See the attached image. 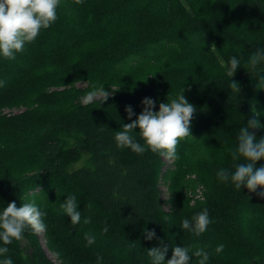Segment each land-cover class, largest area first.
I'll list each match as a JSON object with an SVG mask.
<instances>
[{"label": "trees", "instance_id": "obj_1", "mask_svg": "<svg viewBox=\"0 0 264 264\" xmlns=\"http://www.w3.org/2000/svg\"><path fill=\"white\" fill-rule=\"evenodd\" d=\"M57 14L58 21L71 24L66 33L48 27L36 38L48 60L52 44L44 42L46 35L58 42L62 34L75 35L71 47L82 42L79 51L73 48L72 66L86 58L87 38L100 26L120 21L121 40L101 51L92 47L99 56L96 69L85 74L86 86L72 83L50 98L37 82L26 98L30 117L0 130V212L9 202L19 207L34 200L47 213L44 236L58 259L28 229L22 240L7 245L13 264H152L148 249L162 245L168 247L166 261L180 246L190 255L205 249L207 264H264V200L257 194L264 189L238 190L217 176L222 168L234 172L237 163L247 162L233 161L231 152L253 112L264 121V64L259 74L246 68L248 57L264 49V0H61ZM100 41L96 37L90 45L101 47ZM34 46L26 43L14 60L0 55V99L29 79ZM234 56L240 68L231 78L223 62ZM231 79L239 83V94L230 90ZM151 82L152 95L133 96ZM92 84L112 96L83 105L81 97ZM182 93L196 113L193 138L180 141L175 159L117 146L115 133L131 122L125 106H132L135 120L143 98H152L158 111L161 102ZM132 135L144 144L139 129ZM81 150L88 155L76 165ZM68 195L76 197L81 212L75 226L60 208ZM205 208L211 223L203 234L181 228L183 219L191 221ZM152 229L156 238L146 240L145 230ZM85 233L95 243L89 246ZM221 244L223 251L216 253ZM198 262L192 255L190 264Z\"/></svg>", "mask_w": 264, "mask_h": 264}, {"label": "clouds", "instance_id": "obj_2", "mask_svg": "<svg viewBox=\"0 0 264 264\" xmlns=\"http://www.w3.org/2000/svg\"><path fill=\"white\" fill-rule=\"evenodd\" d=\"M61 0H0V55L5 59L14 60L16 53L23 51L26 43L36 40L42 29H47L57 19V8ZM79 2V0H77ZM215 45L212 50H215ZM264 64V49L255 50L247 59L246 68L249 72L259 74L258 67ZM240 65L237 57H232L227 66V75L234 77ZM248 72V73H249ZM264 79V76H261ZM230 90L236 94L241 91L238 82L231 79ZM83 97L81 103L85 106L100 99L101 103L107 101L112 92L106 91L103 86L91 85ZM184 93V92H183ZM179 94L170 102H161L159 110L154 111L156 102L149 97L142 99L144 106L141 113L136 115L131 105L125 106V112L131 121L122 126L121 131L115 133V141L118 147L130 148L137 154H143L146 150L159 154L167 160H173L177 156V147L181 140L192 137L191 123L196 113V107L190 103L184 96ZM257 115L253 112V118L247 121L245 127L239 130L238 145L232 150L233 161L243 157L246 163H237L235 171L229 172L227 169H220L217 172L218 178L223 182H231L236 189L246 187L250 193H257V189H264V164L256 167L258 161L264 160V138L259 140L254 131L261 127ZM139 129V135L144 144L138 143L133 131ZM264 198V191L257 193ZM91 208V204L88 205ZM63 213L70 218L73 226L81 222V212L78 210L77 199L74 195H68L60 205ZM47 215L40 206L33 200L22 206H17L15 201L9 202L7 207L0 212V241L3 247H0V256L5 258L0 264H13L10 257L7 256L10 245L14 240L23 239V234L30 229L34 233L40 234L46 231V225L43 218ZM85 224L90 223V218H84ZM211 223L208 210L205 208L191 218L182 220L181 228L192 232L196 236L203 234ZM103 232H108L107 224ZM156 238L155 230H145V239L153 240ZM84 239L90 246L95 243V236L91 233H85ZM224 245H218L215 248L216 253L223 251ZM168 247H151L148 249V256L152 264H190L192 255L199 258L198 264H207L210 253L203 248H196L190 255V249L186 247L175 246L172 250L170 259L165 260ZM103 257L97 255V260Z\"/></svg>", "mask_w": 264, "mask_h": 264}, {"label": "rangeland", "instance_id": "obj_3", "mask_svg": "<svg viewBox=\"0 0 264 264\" xmlns=\"http://www.w3.org/2000/svg\"><path fill=\"white\" fill-rule=\"evenodd\" d=\"M59 17L57 14V19L54 23L51 24L50 28L53 32L57 33V27L59 26L62 33H66L70 22L69 21H58ZM58 21V22H57ZM121 22L116 21L109 24L108 27L100 26L99 31L93 32L89 38H87L89 45L86 47L87 49L91 48V50L87 51L86 58L78 63L76 66H72L71 62L73 57L72 51L73 48L79 51V47L82 45L81 43H76L74 47H71L70 40L75 37V35L62 34L60 37V42H58V38L54 35H46L44 42L52 44L51 47H48V52L50 54V60L48 57L42 53V45L41 42H37L36 40L33 43L35 46L32 49V56L29 58V62L31 65V74L29 75V79L23 82L20 86L16 87L8 97L0 99V130L6 129L10 127L13 123L18 122L22 119H27L32 114V108L30 102L26 98L27 96L36 88V83L40 82L43 84V89L48 97H54L55 91L70 87L73 83L78 87L86 86L89 84L90 79H86L85 74H89L93 69H96L94 66V60L97 59L99 54L97 51H101L106 47H113L120 43V32L121 31ZM136 31L139 33L147 32L148 30L144 28H136ZM60 32V30H59ZM98 37V40L101 39L100 42L103 41L101 47L98 45L91 46L90 43H95V39ZM43 44V43H42ZM92 47L98 49L97 51H93ZM35 49V50H34ZM41 51V52H40ZM44 55V58H40ZM44 61V62H43ZM48 63L45 66L44 63ZM223 65H229L227 62H223ZM73 79H81V80H73ZM102 78H99L98 81H101ZM92 80V79H91ZM73 81V82H72ZM155 83L151 82L147 86L141 88L139 91L135 92L133 96H142V95H152L153 88ZM113 88H116L113 86ZM261 127L259 129L254 130L257 139L264 138V121L258 118ZM88 152L81 150V157L76 165H81L85 162V158L87 157ZM166 162H170L171 160H165ZM264 200V198H263ZM41 243L43 244L48 256L58 262V259L49 248L46 243V239L44 233L38 234Z\"/></svg>", "mask_w": 264, "mask_h": 264}]
</instances>
